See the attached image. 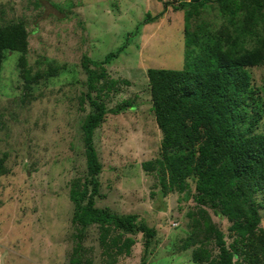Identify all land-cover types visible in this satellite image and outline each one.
<instances>
[{
    "label": "rangeland",
    "instance_id": "374dc122",
    "mask_svg": "<svg viewBox=\"0 0 264 264\" xmlns=\"http://www.w3.org/2000/svg\"><path fill=\"white\" fill-rule=\"evenodd\" d=\"M181 1L0 0V26L22 21L27 33L26 50L5 52L0 74V264H72L77 230L92 264H111L108 251L116 253L115 264H142L144 258L145 264H209L218 256L213 235L190 228L200 219V206L226 247L240 253L234 264H245L238 234L228 228L232 221L194 199L195 177L186 178L181 191L158 195L159 177L167 180L168 174L159 164L163 132L146 71L184 67L186 7L175 8ZM211 4L205 16L217 21ZM85 58L93 62L95 76L101 75L91 96L106 110L93 130L103 166L95 206L119 216L134 213L137 222L154 227L146 252L140 231L109 224L104 245L99 224L75 228L71 223L70 184L86 176L81 125L91 107L83 98ZM25 71L27 77L38 75L27 89ZM250 73L262 96L256 131L264 132V65ZM105 81L112 84L109 90L100 86ZM248 201L264 231V191ZM129 238L134 242L127 248ZM199 246L208 255L194 262L192 252Z\"/></svg>",
    "mask_w": 264,
    "mask_h": 264
},
{
    "label": "trees",
    "instance_id": "16d2710c",
    "mask_svg": "<svg viewBox=\"0 0 264 264\" xmlns=\"http://www.w3.org/2000/svg\"><path fill=\"white\" fill-rule=\"evenodd\" d=\"M212 1L217 21L205 16L204 10ZM180 7H186L184 67H149L146 71L153 113L163 132L159 164L168 174L167 180L159 177L158 195L162 198L166 190L181 191L186 188V178L195 177L194 199L232 221L228 228L238 234L244 263L264 264V231L258 229L260 216L248 201L264 191V132L256 131L262 119V96L250 73V68L264 65V0H182L175 8ZM26 38L22 21L0 26V74L5 52L25 51ZM91 62L89 58L82 61L88 72L83 98L91 107L81 125L86 176L82 181L75 177L70 184L71 223L75 228L99 224L103 229L99 241L104 245L109 224L125 231H140L146 252L156 236L154 227L137 222L134 213L119 216L95 206L103 166L93 143V130L106 110L91 96L101 76H95L89 67ZM22 76L26 89L38 77H27L26 71ZM111 85L105 81L100 86L109 90ZM196 212L200 219L191 221L190 228L208 231L206 236L213 235L218 247L216 260L209 264H234V255L240 253L226 247L222 232L209 221L202 206ZM188 214L194 217V210ZM77 238V253L70 255L72 264H92L93 257L82 245L84 237L78 230ZM126 242L128 248L134 241L129 238ZM200 246L193 249L194 262L207 258L208 253ZM106 256L109 263H116L115 252L108 251Z\"/></svg>",
    "mask_w": 264,
    "mask_h": 264
},
{
    "label": "water",
    "instance_id": "95a60500",
    "mask_svg": "<svg viewBox=\"0 0 264 264\" xmlns=\"http://www.w3.org/2000/svg\"><path fill=\"white\" fill-rule=\"evenodd\" d=\"M2 258H3V257H1V261H2Z\"/></svg>",
    "mask_w": 264,
    "mask_h": 264
}]
</instances>
